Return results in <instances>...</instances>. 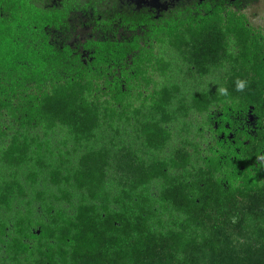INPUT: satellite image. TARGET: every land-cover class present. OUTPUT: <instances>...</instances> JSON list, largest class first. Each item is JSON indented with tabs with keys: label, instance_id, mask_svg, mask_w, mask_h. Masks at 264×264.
<instances>
[{
	"label": "trees",
	"instance_id": "16d2710c",
	"mask_svg": "<svg viewBox=\"0 0 264 264\" xmlns=\"http://www.w3.org/2000/svg\"><path fill=\"white\" fill-rule=\"evenodd\" d=\"M101 3L0 0V264H264V256L229 262L230 254L215 241L206 243L207 254L198 255V236L179 218L216 223L215 214L229 217L239 199L249 195L248 221L263 219L251 217L257 209L264 212V188L256 187L249 170L264 157V39L243 14L227 7L228 0H195L159 19L147 10L120 13L116 7L106 14ZM92 5L104 25L119 22L133 34L120 41L87 42L91 55L86 61L58 43L56 34L68 27L73 13ZM226 14V30L239 51L227 59H241L254 72L235 106L227 103L229 96H212L221 102V130L229 134L223 122L233 128L227 161L242 183L206 173L193 185L175 178L161 184L151 201L152 183L170 171L160 153L169 143L163 126L179 121L169 113V94L179 88L160 86L158 78L166 80L167 68L153 49L185 29L193 31L203 67L211 47L195 42ZM210 102L199 109L210 110ZM234 113H250L253 129H236ZM106 122L113 139L131 131L156 158L145 165L139 152L128 150L141 168L140 184L115 194L103 187L101 176L96 179L88 152L80 153L93 150L96 130ZM59 126L67 127L68 135L56 142L52 134ZM39 127L42 136L32 131ZM166 217L175 220L168 223ZM187 252L191 258L178 260Z\"/></svg>",
	"mask_w": 264,
	"mask_h": 264
},
{
	"label": "rangeland",
	"instance_id": "374dc122",
	"mask_svg": "<svg viewBox=\"0 0 264 264\" xmlns=\"http://www.w3.org/2000/svg\"><path fill=\"white\" fill-rule=\"evenodd\" d=\"M182 1L185 0H130L129 2L138 8L149 6L161 11L166 2L176 4ZM227 7L243 14L253 32L264 39V0H228ZM226 16L227 14L220 18L219 23H214L215 26L212 25L208 35L200 36L199 41L195 42L199 46L201 42L207 41V45L211 47L210 50H206V54L210 55V60H207L203 67V56L201 57L200 53L194 50L195 44L192 43L196 38L193 31L185 29L178 38L172 37L167 43L158 44L153 49L167 68L166 80L158 78L160 86L173 85L179 88V91L172 95L169 94L171 104H173L169 113L172 117L176 115L179 121L171 124L165 123L166 125L163 126L169 136V143L160 153L166 159L170 171L164 180H156L152 183L149 189L151 201L154 200L156 189L161 184L170 183L175 178L193 185L200 180L201 173H206L220 180L233 179L238 184L242 183L235 167L227 161V158H230L227 142L234 144V132L231 131L233 128L231 129L230 123L223 122L224 130L229 131V134L221 130L222 121L219 119L222 116L221 102L212 96L215 93L219 97L229 96L227 103L235 106L251 86L254 72L241 59L239 61L227 59L230 55L237 57L239 51L235 45L236 38L226 30ZM87 21L88 19L82 15L73 18L74 30L70 35L71 45L83 44L91 37L102 38L99 34H93L91 29L85 28L84 24ZM119 35L121 39L132 36L127 33ZM218 43L220 47L217 51ZM85 60L88 61L87 56ZM168 78H170L169 81ZM238 83L244 84L240 90L237 88ZM207 101H211L207 105L210 110L207 108L200 110L199 107L202 108ZM244 114L231 115L230 118L236 129L240 131L253 129L255 118L250 113ZM107 124V122L102 124L96 130L97 142L93 150L87 151L86 148H82L80 153L87 155L88 152L90 156L88 163L97 172L96 179L100 180L101 176L103 187L107 192L115 194L120 188L140 184L141 168L139 163L130 156L131 152L128 150L139 152L145 165L153 164L156 158L144 141L140 138L135 139L136 134L131 131L122 132L119 139H113V134L106 129ZM32 131L43 135L40 127ZM52 135L56 142L67 138L68 128L59 126ZM71 147L72 143L69 142V148ZM97 153L104 156V160L100 159ZM79 157L80 155L76 156L77 160ZM249 171L256 187L264 188V157L253 162ZM136 192L141 191L139 189ZM252 200L249 195H243L229 217L214 215V219H217L216 223L206 219L193 222L187 216L180 215V219L191 224V229L199 238L200 245L196 253L198 255L207 254L204 249L207 246L206 243L215 241L230 254V256L227 255L229 262L232 260L240 262L248 257L254 260L263 257L264 212L257 209L251 217L256 216L263 219L248 221L250 216L245 207L251 204ZM156 206L158 207V204ZM159 209L162 211V208ZM174 220L166 217L168 223ZM189 258H191L190 252L178 255L180 261Z\"/></svg>",
	"mask_w": 264,
	"mask_h": 264
},
{
	"label": "flooded vegetation",
	"instance_id": "af4514ba",
	"mask_svg": "<svg viewBox=\"0 0 264 264\" xmlns=\"http://www.w3.org/2000/svg\"><path fill=\"white\" fill-rule=\"evenodd\" d=\"M65 0H51V4L52 6H60ZM101 6L100 7L103 9V11H105L104 13L108 14V13H112L114 8L116 7L118 10V12L120 13H125L128 12L129 10L131 11H143V10H147L149 13L154 14V18L155 19H159V17H161L164 13H169L172 10L176 9L177 6H180L182 4H189L192 1L195 0H185L182 1L180 3H171L170 2H166L165 3V7L163 10H158L156 8H151L149 6H144V7H140L138 8L137 6H135L134 4H131L129 1L130 0H101ZM200 2L204 1V0H199ZM82 11L73 13L71 15V17L68 20V27L66 29H62L59 30L56 34V40L58 41V43L64 44L69 46L71 49L77 51L78 54H81V56L83 58H85V56L90 57L91 53H89L86 49L85 46L87 44V42L89 41H102V40H123L120 38V33H127L132 35L133 33L130 32L129 30H127L124 26H122L119 22H114L111 26H109L112 22H107V25L103 24L102 22V18H98L96 19V15H98L95 12V6H84L81 9ZM77 15H82L85 16L88 21L85 22V28H89L91 29L93 34H99L101 35L102 38H95V37H91L90 39L86 40L83 44H77V45H71L70 44V35L74 30V27L72 25V20L75 16ZM127 39V38H124Z\"/></svg>",
	"mask_w": 264,
	"mask_h": 264
},
{
	"label": "clouds",
	"instance_id": "9594fccd",
	"mask_svg": "<svg viewBox=\"0 0 264 264\" xmlns=\"http://www.w3.org/2000/svg\"><path fill=\"white\" fill-rule=\"evenodd\" d=\"M244 87V84L243 83H238L237 84V88L238 90L242 89Z\"/></svg>",
	"mask_w": 264,
	"mask_h": 264
}]
</instances>
